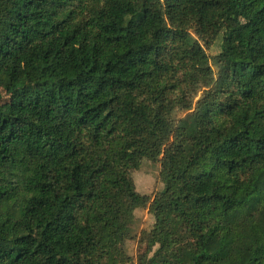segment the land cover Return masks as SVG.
I'll return each mask as SVG.
<instances>
[{
  "label": "trees",
  "instance_id": "1",
  "mask_svg": "<svg viewBox=\"0 0 264 264\" xmlns=\"http://www.w3.org/2000/svg\"><path fill=\"white\" fill-rule=\"evenodd\" d=\"M0 89V264H264V0H0Z\"/></svg>",
  "mask_w": 264,
  "mask_h": 264
},
{
  "label": "rangeland",
  "instance_id": "2",
  "mask_svg": "<svg viewBox=\"0 0 264 264\" xmlns=\"http://www.w3.org/2000/svg\"><path fill=\"white\" fill-rule=\"evenodd\" d=\"M206 53L211 60H215L220 56V40H216L210 47L205 48ZM3 94L4 106L7 103L8 96L0 89ZM199 97V96H198ZM160 164L147 158L142 159L137 169L131 170L136 190L141 193L153 197L163 187L160 176ZM136 221L133 225L132 236L126 240L125 246L128 254L133 258V264L137 255L145 248V241L148 232L153 223V216L149 212V204L139 207L134 212Z\"/></svg>",
  "mask_w": 264,
  "mask_h": 264
}]
</instances>
